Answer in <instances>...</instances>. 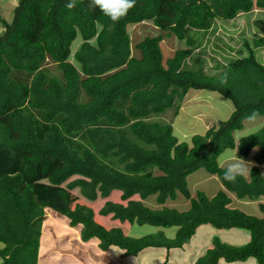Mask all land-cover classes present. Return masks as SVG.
Segmentation results:
<instances>
[{"label": "trees", "instance_id": "16d2710c", "mask_svg": "<svg viewBox=\"0 0 264 264\" xmlns=\"http://www.w3.org/2000/svg\"><path fill=\"white\" fill-rule=\"evenodd\" d=\"M68 2L17 0L10 21L0 15V264H38L47 209L80 226L82 242L97 239L98 249L116 247L123 257L182 249L201 225L245 230L243 245L215 237L192 264H264V122L233 135L253 112L264 118V64L257 60L264 61V50L255 54L264 49V0H136L116 23L90 0H76L72 9ZM240 15L248 26L246 55L218 75L187 66L196 43L185 33L216 23L227 34ZM170 36L177 42L163 58L160 44ZM190 89L215 92L233 110L188 144L171 124L150 118L170 109L177 115ZM225 148L251 157L248 178L223 179L217 155ZM199 169L224 189L192 197L187 177ZM228 193L258 201L261 216L230 207ZM178 195L188 209L164 205ZM151 196L160 207L143 203ZM133 224L176 231L134 238Z\"/></svg>", "mask_w": 264, "mask_h": 264}, {"label": "rangeland", "instance_id": "374dc122", "mask_svg": "<svg viewBox=\"0 0 264 264\" xmlns=\"http://www.w3.org/2000/svg\"><path fill=\"white\" fill-rule=\"evenodd\" d=\"M16 3L17 0H0V15L4 17L6 21L11 20L13 13L12 9ZM241 16L242 15L236 18L235 21L229 22L227 27L229 31L227 34L218 29L216 23H212L208 30H190L189 33H185V36L193 39L196 43L192 55H190L186 62L187 66L190 68H196L197 65V67L202 66L207 72L218 75L229 61L239 57L238 54H241V51L246 55V52L242 48V40L246 38L248 34V26L247 20ZM142 28L144 27L138 28L140 36H142L144 32ZM2 30V26L0 25V32ZM242 30L243 32H241ZM251 30L252 29H250V31ZM152 31H154L155 34L157 33L155 29H152ZM131 39L132 37L130 38V43L133 45L134 43L132 41L134 40ZM176 42L177 39L174 36L165 37V41H162V44H160L163 58L169 57ZM261 50L264 49L261 48L255 51L256 58L261 54ZM257 60L264 64V61L258 58ZM217 64H219L220 67L214 69V66ZM180 104L181 106L177 115L174 116V110L170 109L159 116H152L150 120L171 124L173 134L179 142H186L188 144L193 135L204 134L209 127L216 125L218 121L225 120L233 110L230 101L215 92L205 90L190 89L185 94ZM263 122V117L245 119L242 129L233 133L235 139L258 130ZM237 156L249 163V167L254 164L250 156L244 158L238 153ZM260 170L264 175V164L260 166ZM246 178H248V174ZM187 186L192 197L197 191H202L208 197H212L217 191L224 189L219 179L215 175L208 174L204 169H199L190 174L187 177ZM228 194L231 197L230 207L239 209L253 216L259 213L254 201L239 200L234 195ZM143 203L150 208L160 207V205L155 203L152 196L146 198ZM164 205L183 211L188 209L189 201L178 195L175 200H167ZM48 214V212L45 213V215ZM54 214L64 218V216L60 214ZM131 227L129 236L134 238L142 237L157 231H162L165 237L172 238L176 231L175 227L160 228L146 224H133ZM79 231L80 226L74 227L68 234L56 236L51 241L49 236L50 232H48L49 235L44 232L41 242L40 264H77L71 259V254L73 258L79 259L81 258L79 253L82 255V252L85 251L83 250L84 246H82L79 241ZM215 237L221 242L229 245L240 246L248 241L249 233L241 229L233 228L224 230L215 229L209 225H201L191 237L190 242L184 247V250L171 249L167 252L163 249L147 248L141 251L137 257H127V262L129 264H138L140 256H143L147 258L146 263L143 262L144 264H156L155 262L164 260L166 257L169 258L167 264H192L207 248L211 247L212 239ZM70 244L73 245L69 246ZM0 247H2L1 243ZM72 247H74L75 250H73ZM89 262L92 264L90 259ZM158 264H162V262ZM218 264H257V262L255 259L249 258L245 262L232 263H226L220 260Z\"/></svg>", "mask_w": 264, "mask_h": 264}, {"label": "crops", "instance_id": "0c3cea01", "mask_svg": "<svg viewBox=\"0 0 264 264\" xmlns=\"http://www.w3.org/2000/svg\"><path fill=\"white\" fill-rule=\"evenodd\" d=\"M261 165H259V168ZM260 201L264 202V199L259 200V202ZM254 202L256 203L255 205L257 207L258 201H254ZM257 209H258V207H257ZM256 216L260 217L261 213L259 212ZM48 217H45V219L42 222L41 235H40V247H41V242H42V237H43L44 232H46L47 234H48V232H50V235L49 234L48 235L50 236V241H51L56 236H62L63 234H68L73 229V228H70L68 226V219L67 218H58L57 216H52V215H49ZM56 227H57V229H56ZM58 229H61V230L58 232ZM79 241H80V244L82 246H84L83 250H85V251L82 252L83 253L82 255H81V253H79V255L81 257L79 259L73 258V255L71 254V256H72L71 259H73L77 264L78 263L79 264H91L89 262V259L91 260L92 264H129L127 262V257L122 256L123 251L119 250L116 247H109L106 251H102V250L98 249V247H97V244H98L97 239L92 238L86 242H82L79 238ZM71 245H73V244H70L69 246H71ZM186 245H184L183 248L179 249V250H184V247ZM40 247H39L38 264H39V259L41 258ZM72 249L75 250L74 247H72ZM153 249H162V248H153ZM163 250H165V249H163ZM146 259H147L146 257L140 256L138 264L146 263ZM168 260H169V258L166 257V258H164V260H159L155 263L158 264V263L162 262V264H167ZM237 262H240V261H237ZM243 262H245V261H243Z\"/></svg>", "mask_w": 264, "mask_h": 264}, {"label": "clouds", "instance_id": "9594fccd", "mask_svg": "<svg viewBox=\"0 0 264 264\" xmlns=\"http://www.w3.org/2000/svg\"><path fill=\"white\" fill-rule=\"evenodd\" d=\"M136 4V0H90L89 7L99 8V10L108 17L113 23L118 22L122 17L126 16L128 11L132 9ZM68 9H72L76 6V0H69L65 5ZM143 24V23H142ZM165 41V38L163 39ZM162 44V43H161ZM257 113L253 112L251 118H255ZM238 148L228 149L225 148L220 151L217 155L218 164L223 167V179L230 183H235L237 178L246 177L249 171V163H247L243 158L237 156ZM51 215V211L45 210ZM48 217L49 215H45ZM52 216H57L56 214ZM58 218H62L57 216ZM65 218V217H64ZM69 222V220H68ZM69 226V224H68ZM70 227V226H69ZM74 228V227H70ZM80 238V237H79Z\"/></svg>", "mask_w": 264, "mask_h": 264}]
</instances>
